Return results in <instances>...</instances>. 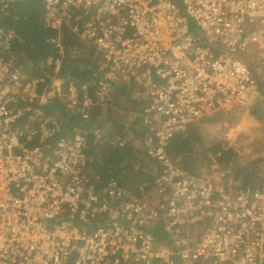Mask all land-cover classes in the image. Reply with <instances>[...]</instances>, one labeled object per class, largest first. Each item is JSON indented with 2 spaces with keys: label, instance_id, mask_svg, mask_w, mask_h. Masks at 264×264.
<instances>
[{
  "label": "built area",
  "instance_id": "1",
  "mask_svg": "<svg viewBox=\"0 0 264 264\" xmlns=\"http://www.w3.org/2000/svg\"><path fill=\"white\" fill-rule=\"evenodd\" d=\"M46 6L50 27L69 24L102 49L104 79L95 94L87 84L63 90L60 37L51 43L61 55L43 63L54 76L29 79L10 57L13 34L0 30V264H264V188L188 174L167 151L197 119L264 99V0ZM121 75L140 87L146 146L159 162L154 186L129 194L116 177L86 173L87 130L55 141L59 119L36 107L49 99L50 84H40L50 76L69 109L89 120L111 101L110 81ZM93 216L102 224L84 227ZM159 227L170 239L157 238Z\"/></svg>",
  "mask_w": 264,
  "mask_h": 264
},
{
  "label": "trees",
  "instance_id": "2",
  "mask_svg": "<svg viewBox=\"0 0 264 264\" xmlns=\"http://www.w3.org/2000/svg\"><path fill=\"white\" fill-rule=\"evenodd\" d=\"M46 17V0H0V30L13 34L10 57L15 67H20L23 76L29 79L46 77L47 74L54 76L52 68L43 63L61 55L59 51L53 52L51 43L52 38L60 37L66 44L62 54L65 59L56 75L60 86L68 91L72 83L87 84L89 93L95 94L100 80L104 79V70L100 66L102 49L92 40L79 37L66 23L58 29L50 27ZM68 30L76 39L68 35ZM93 46L100 51L99 57L88 54V47ZM121 76L118 80L110 81L114 84L111 101L93 108V116L89 120L69 109L64 96L57 90L59 85L50 76L40 84L42 89L50 84L49 99L36 107L43 109L44 114L59 119L55 141L74 139L79 129L87 130L86 173L92 178L101 176L103 180L107 176L116 177L125 194H129L142 183L154 186L159 162L149 155L146 146L147 130L143 125L146 103L138 98L140 87L134 78ZM30 113L27 111L24 118H28ZM215 118L206 116L197 119L189 124L186 133L173 137L167 143L171 159L186 173L203 178H207L213 172V166L218 165L217 169L226 173L224 182L220 181V184L217 179L209 178L219 185L233 189L264 188L259 159L244 162V155L235 145L219 139L217 134L205 127L207 123H214ZM98 130H103L105 135L101 136ZM262 178L263 182L260 181ZM91 219L95 222L83 226L97 229L103 222L94 216ZM154 233L159 239H170L169 233L161 227Z\"/></svg>",
  "mask_w": 264,
  "mask_h": 264
},
{
  "label": "rangeland",
  "instance_id": "3",
  "mask_svg": "<svg viewBox=\"0 0 264 264\" xmlns=\"http://www.w3.org/2000/svg\"><path fill=\"white\" fill-rule=\"evenodd\" d=\"M196 28L199 29L198 26ZM68 35L76 39L70 30ZM87 50L88 54L92 53L94 57L100 56V51L94 46L88 47ZM210 116H215V121L207 123L205 127L217 134L219 139L235 145L244 155V162H254L259 159L260 176L264 177V99L249 105L222 109ZM125 159L128 158L125 157ZM217 168L219 169V166L214 165L213 172L209 173L208 177L224 182L226 173Z\"/></svg>",
  "mask_w": 264,
  "mask_h": 264
},
{
  "label": "bare ground",
  "instance_id": "4",
  "mask_svg": "<svg viewBox=\"0 0 264 264\" xmlns=\"http://www.w3.org/2000/svg\"><path fill=\"white\" fill-rule=\"evenodd\" d=\"M260 81L262 82L261 91H262V94L264 95V80L260 78Z\"/></svg>",
  "mask_w": 264,
  "mask_h": 264
}]
</instances>
